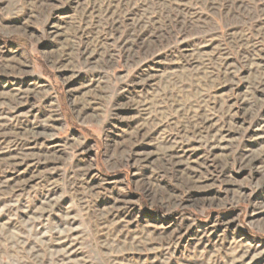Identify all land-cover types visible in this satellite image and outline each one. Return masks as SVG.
<instances>
[{"label":"rangeland","instance_id":"rangeland-1","mask_svg":"<svg viewBox=\"0 0 264 264\" xmlns=\"http://www.w3.org/2000/svg\"><path fill=\"white\" fill-rule=\"evenodd\" d=\"M0 264H264V0H0Z\"/></svg>","mask_w":264,"mask_h":264}]
</instances>
